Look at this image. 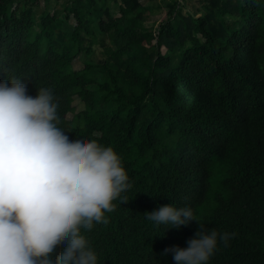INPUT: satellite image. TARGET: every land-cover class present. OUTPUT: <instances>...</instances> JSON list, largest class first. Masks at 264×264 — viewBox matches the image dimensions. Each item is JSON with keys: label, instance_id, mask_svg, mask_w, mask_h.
Instances as JSON below:
<instances>
[{"label": "trees", "instance_id": "16d2710c", "mask_svg": "<svg viewBox=\"0 0 264 264\" xmlns=\"http://www.w3.org/2000/svg\"><path fill=\"white\" fill-rule=\"evenodd\" d=\"M204 1L173 0L154 25L141 0H0V81L51 89L57 126L112 147L128 174L127 201L81 230L97 264H175L164 249L200 227L235 233L206 264H264V0ZM166 204L196 220L147 219Z\"/></svg>", "mask_w": 264, "mask_h": 264}, {"label": "clouds", "instance_id": "9594fccd", "mask_svg": "<svg viewBox=\"0 0 264 264\" xmlns=\"http://www.w3.org/2000/svg\"><path fill=\"white\" fill-rule=\"evenodd\" d=\"M58 107L51 89L33 97L21 79L0 81V264H97L81 230L107 224L113 202L127 201L119 154L96 140H70L57 126ZM147 219L176 228L196 220L192 208L171 204ZM234 235L200 227L188 247L162 254L172 253L175 264H206L218 238L227 246Z\"/></svg>", "mask_w": 264, "mask_h": 264}, {"label": "rangeland", "instance_id": "374dc122", "mask_svg": "<svg viewBox=\"0 0 264 264\" xmlns=\"http://www.w3.org/2000/svg\"><path fill=\"white\" fill-rule=\"evenodd\" d=\"M62 1V0H61ZM60 1V2H61ZM120 0H106L107 4L112 6L113 10H117L118 4ZM144 4H150L153 8V18L150 21L152 24L157 25L158 21L162 19L166 15V12L169 8V4L173 2V0H141ZM180 9L182 12L193 11V12H201L204 9V5L200 6L201 0H178ZM59 0H40L39 9L42 10L44 8L48 10H53V8H61ZM117 12V11H116ZM64 15V13H62ZM100 55L99 49H96L94 52V56ZM74 66L79 68L83 65V61L80 58L74 59ZM74 105L76 110L82 108V103L79 99L74 100ZM73 115L72 112L68 113V116L71 117Z\"/></svg>", "mask_w": 264, "mask_h": 264}, {"label": "crops", "instance_id": "0c3cea01", "mask_svg": "<svg viewBox=\"0 0 264 264\" xmlns=\"http://www.w3.org/2000/svg\"><path fill=\"white\" fill-rule=\"evenodd\" d=\"M200 2H201V3H200V6H201L202 4H205V1H204V0H201Z\"/></svg>", "mask_w": 264, "mask_h": 264}]
</instances>
